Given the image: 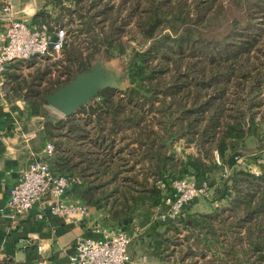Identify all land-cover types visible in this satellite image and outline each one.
I'll use <instances>...</instances> for the list:
<instances>
[{
  "label": "trees",
  "instance_id": "obj_1",
  "mask_svg": "<svg viewBox=\"0 0 264 264\" xmlns=\"http://www.w3.org/2000/svg\"><path fill=\"white\" fill-rule=\"evenodd\" d=\"M66 1L45 0L32 23L57 25L49 5L78 14L76 34L86 33L88 54L70 61L64 79L50 81L29 114L45 117L46 94L99 53L124 57L121 79L130 85L42 122L43 139L55 146L53 172L75 177L71 192L100 210L104 223L131 230L137 215L150 224L173 179L228 171L211 212L190 214L182 228L148 225L147 251L168 264H264V152L253 157L259 174L238 166L247 136L262 134L264 123V32L257 29L264 0H228L229 7L218 0H72V9ZM180 140L196 152L176 156Z\"/></svg>",
  "mask_w": 264,
  "mask_h": 264
},
{
  "label": "built area",
  "instance_id": "obj_2",
  "mask_svg": "<svg viewBox=\"0 0 264 264\" xmlns=\"http://www.w3.org/2000/svg\"><path fill=\"white\" fill-rule=\"evenodd\" d=\"M0 19L7 23L0 36V83L4 81L9 64L32 57L60 54L68 38L65 26L51 28L47 23L34 24L16 16L13 6L6 2L0 11ZM33 131L31 136H36ZM55 146L45 145L44 153L52 156ZM241 161L240 158L238 160ZM228 171L220 178L197 180L193 176L173 179L161 203L157 206L154 219L161 225L176 224L188 218L190 205L200 197H208L212 189L227 178ZM78 182L75 177L56 174L50 163L42 157L34 158L21 171L16 184L11 188L7 207L9 218L17 222L36 203L45 201L52 214H87L89 207L79 199H69L68 190ZM165 185L163 184V187ZM100 238H80L70 255L72 264H130L132 235L122 227H101Z\"/></svg>",
  "mask_w": 264,
  "mask_h": 264
},
{
  "label": "crops",
  "instance_id": "obj_3",
  "mask_svg": "<svg viewBox=\"0 0 264 264\" xmlns=\"http://www.w3.org/2000/svg\"><path fill=\"white\" fill-rule=\"evenodd\" d=\"M6 2L13 6L16 16L33 22L45 0H0V11ZM6 27L7 23L0 19V36ZM5 81L6 76L0 83V264H72L70 255L78 239L103 236L97 231L106 227L103 215L91 207L87 214H52L48 204L42 201L17 222L9 218L10 190L28 163L44 154L48 140L43 139L39 130L43 126L42 117L30 115L21 107V100L11 102L5 91ZM33 131L37 132L36 136H31ZM251 171L260 173L259 167ZM217 187L215 204L211 203L212 206L203 211L205 204H193L197 198L190 205V213L211 212L220 203L217 198L224 194L222 183ZM67 196L74 199L69 193ZM131 256L130 264H168L149 251Z\"/></svg>",
  "mask_w": 264,
  "mask_h": 264
},
{
  "label": "rangeland",
  "instance_id": "obj_4",
  "mask_svg": "<svg viewBox=\"0 0 264 264\" xmlns=\"http://www.w3.org/2000/svg\"><path fill=\"white\" fill-rule=\"evenodd\" d=\"M105 1L106 0H104L103 2L105 3ZM119 1L120 0H111V3L118 5ZM187 1L191 2L192 0H187ZM220 2L225 3L227 7H229V5L230 6L232 5V2H229L228 0H218V3ZM66 4L70 7V9H72L75 6L72 0L66 1ZM44 5L45 3L42 5V8L44 7ZM47 10L48 12H51L50 14L53 20V21H49L50 24L52 25L57 24L60 26H65L66 29L68 30V34H69L68 40L69 41H68L67 46L64 47V49L59 55L54 54L52 56L32 57L28 60H17V61L11 62L6 72V81L4 83V87H5L6 94L8 95V98L10 99L11 102H14V103H16V101L21 100L22 101L21 107L23 106V108H25L28 113L31 110L30 107L32 106V104L37 101H41L42 96H45L46 89L51 86V83H50L51 80H56L57 78L64 79L66 77V75L64 74L65 67L68 66V64H70V61L73 58L77 57L79 59H83L88 54V50L86 49L88 41L87 39L85 40L86 33L85 32L80 33L78 34L79 36L76 34L78 33L77 30H79V28L82 27L78 14L75 13L72 16H70L68 14V10L61 9L59 7H56L53 9L52 5H49ZM58 18L59 20H56ZM259 18H261V15L259 16ZM30 22L32 23V21ZM131 26L133 27V23H131V25L128 26L127 28L128 31H129V28H131ZM257 29L264 32V26H262V28L258 26ZM128 36H129V33L125 35L124 39H126ZM262 37L263 38H262L261 43H264V35ZM130 42H131V45L135 46L136 42L134 41H130ZM100 54L101 53L96 55L95 60ZM105 60H109V61L111 60L114 63V65H116V67L119 68L121 72H123V69L125 67L124 57H118V56L117 57H107L106 56ZM73 69L75 71L74 73H76L77 71H80L78 70V67H75ZM231 90H232V87L230 88V91ZM230 98L233 99V96H230ZM258 110H261L258 116L264 118V104L261 107H259ZM42 113L44 114L45 117L42 116L41 122L43 121L45 122V120L56 122L57 120H60L61 118L65 117V116H62L57 111H55L54 109H52L47 103L43 105ZM39 130L43 135L44 130H45L44 127H40ZM261 131H262V134L259 133L258 135L247 136L245 140V146L242 147L244 156L240 157L241 161L238 163V166L240 168L254 170L256 167H258V163H256L253 157L255 156V154H261L264 152V123L260 125V132ZM50 141L52 140L48 139V142ZM186 142H187L186 140H180L175 143L174 150H175L176 156L182 157L185 154L196 152L195 146L193 144L188 145ZM52 156H47L44 153L41 157L44 160L49 162ZM219 174L214 175L213 178H220L221 175ZM114 187L115 185L113 184L110 186V189ZM215 191H216V188H213L212 193L208 197H200L193 204L194 205L195 204L196 205L205 204L203 207L205 208V210L203 211H206V209L212 206L211 203L215 204V202L217 201L216 199H214ZM68 193L71 194L74 200L76 199L81 200L80 198H78L71 192V188L68 190ZM87 205L88 207L94 208L95 210H97L99 213L102 214L100 210L96 209L95 207H92L90 204H87ZM154 217H155V212L151 216L152 221H150V224L157 223L159 227L158 228L159 232L164 231L165 229H167L168 226L182 228V225L179 224V222L176 224H171L167 226L161 225L159 222H157L154 219ZM150 224H147L145 217H143L142 215L140 216L137 215L131 230L130 229L127 230L132 235V242L130 245V249L132 250V253L130 250L131 254L140 255L141 252L143 251L147 252L149 240L147 239L148 236L146 237L145 234H146L147 226ZM104 226L122 227L120 224L114 221H108L107 223H104ZM185 234H187V231L185 229H182L179 231V235L176 236L177 239L176 237L175 239L178 242H181L182 239L180 238H183ZM171 235L173 236L174 233L170 231L168 236H171ZM176 240L173 239V241H176Z\"/></svg>",
  "mask_w": 264,
  "mask_h": 264
},
{
  "label": "water",
  "instance_id": "obj_5",
  "mask_svg": "<svg viewBox=\"0 0 264 264\" xmlns=\"http://www.w3.org/2000/svg\"><path fill=\"white\" fill-rule=\"evenodd\" d=\"M106 55L101 53L86 70L77 71L69 80L46 94V103L62 116H71L82 106L93 104L99 92L108 88L125 90L128 80H122V72ZM188 223L192 219L187 220Z\"/></svg>",
  "mask_w": 264,
  "mask_h": 264
}]
</instances>
